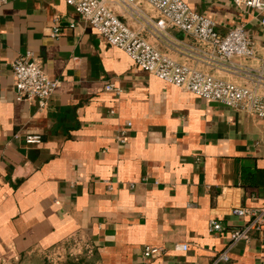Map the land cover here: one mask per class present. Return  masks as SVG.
<instances>
[{
    "label": "crops",
    "instance_id": "1",
    "mask_svg": "<svg viewBox=\"0 0 264 264\" xmlns=\"http://www.w3.org/2000/svg\"><path fill=\"white\" fill-rule=\"evenodd\" d=\"M185 1L220 33L243 25L255 57L234 58L237 70L196 63L182 44L192 38L176 29L177 42L153 45L264 96L257 11ZM26 51L60 81L45 107L15 98L10 62ZM263 206L264 119L141 70L63 0L0 7V264H49L81 243L93 247L92 264H264L256 230L216 261L229 230L249 220L231 209ZM212 219L222 229L209 231ZM146 245L161 252L144 257Z\"/></svg>",
    "mask_w": 264,
    "mask_h": 264
},
{
    "label": "built area",
    "instance_id": "2",
    "mask_svg": "<svg viewBox=\"0 0 264 264\" xmlns=\"http://www.w3.org/2000/svg\"><path fill=\"white\" fill-rule=\"evenodd\" d=\"M7 1L0 0V7ZM63 1L88 22L105 43L124 51L141 70L204 99L217 101L264 119V96L256 93L254 89L201 71L196 65L178 62L153 45V41L163 44L177 42L171 32V29H176L192 38L190 44L179 43L194 51L196 63L228 66L237 70L241 65L234 58H253L256 52L254 42L243 25H236L226 33H220L211 17L192 9L185 0ZM232 2L238 8L245 6L257 11L259 23L264 28V0ZM58 34L59 28L55 26L53 35ZM262 58L264 68V55ZM10 67L16 100L36 101L39 107H45L60 81L48 76L41 67L40 59L32 51H26L13 59ZM263 72V69L260 70L258 75ZM105 89L114 90V86L107 83ZM130 125L128 122L127 126ZM124 132L122 130L121 134ZM39 139V136L28 135L26 142H38ZM121 140L124 141V138ZM231 214L248 217L249 220L244 225L229 230V243L217 255L216 261H228L229 248L237 241H247L251 230L258 231L264 237V206L234 207ZM220 229L222 227L219 222L214 219L209 221V231ZM175 248L186 250L187 244H176ZM160 252L161 248L156 246L146 245L142 249L144 257Z\"/></svg>",
    "mask_w": 264,
    "mask_h": 264
},
{
    "label": "rangeland",
    "instance_id": "3",
    "mask_svg": "<svg viewBox=\"0 0 264 264\" xmlns=\"http://www.w3.org/2000/svg\"><path fill=\"white\" fill-rule=\"evenodd\" d=\"M93 247L89 243L76 244L70 250L48 256L49 264H92Z\"/></svg>",
    "mask_w": 264,
    "mask_h": 264
}]
</instances>
